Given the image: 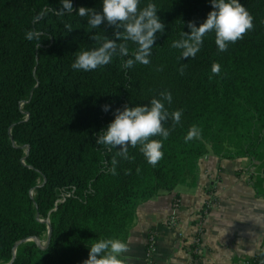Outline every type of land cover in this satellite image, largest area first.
I'll return each instance as SVG.
<instances>
[{
    "label": "trees",
    "instance_id": "trees-1",
    "mask_svg": "<svg viewBox=\"0 0 264 264\" xmlns=\"http://www.w3.org/2000/svg\"><path fill=\"white\" fill-rule=\"evenodd\" d=\"M71 2L73 12L61 16V0H0V264H83L100 239L127 242L140 203L195 187L208 152L253 161L264 148V0H239L254 28L227 51L208 33L188 59L172 44L190 34L189 22L199 27L206 20L211 0H140L141 9L155 4L165 25L150 63L124 69L122 59L138 47L128 41V57L93 71L72 64L78 52L100 46L92 35L114 39L115 28L105 21L92 29L78 15L80 7L102 12V0ZM30 30L39 40L26 39ZM163 91L172 95L168 112L182 110V117L165 123L167 140L153 137L164 153L155 166L139 145L124 159L119 146L95 143L117 109L149 105ZM193 125L201 135L185 142ZM42 237L43 245L22 241ZM247 261L264 264V250Z\"/></svg>",
    "mask_w": 264,
    "mask_h": 264
},
{
    "label": "clouds",
    "instance_id": "clouds-1",
    "mask_svg": "<svg viewBox=\"0 0 264 264\" xmlns=\"http://www.w3.org/2000/svg\"><path fill=\"white\" fill-rule=\"evenodd\" d=\"M140 0H102V12L93 8L80 7L78 15L88 17L87 23L92 29L100 27L105 21L108 26L115 28L114 39L107 36L92 35L90 38L100 44L91 50L80 51L77 54L72 68L75 70L93 71L99 67L108 65L115 56L121 58L129 56L128 41L138 45L136 51L126 60L122 59L123 68L131 69L134 64L148 65L152 48L156 40V33L163 34L165 25L157 16V6L149 3L141 9ZM62 7L56 11L63 16L73 12L71 0H61ZM214 10L210 11L206 20L197 27L194 22L188 23L190 34L182 32L181 39L173 42L172 47L181 50V58H194L200 51L204 37L208 33L215 34V44L219 51H227L229 44L241 40L248 31L254 28L253 17L239 0H211ZM67 32L73 27L66 24ZM39 32L28 31L26 39L39 40ZM117 41H123L117 43ZM40 44V43H39ZM38 44V47H39ZM162 70V69H160ZM221 66L213 63L211 71L219 75ZM181 75L184 67L179 69ZM159 99L153 98L149 105H137L123 110L117 109L114 120L98 134L95 143L109 148L119 146V156L129 159V147L140 146V151L147 162L155 166L164 156L162 151L163 142L170 135V129L165 123L171 119L173 124H179L182 110L169 113L165 102H172V95L168 91L159 94ZM104 111L109 110L108 105L103 106ZM200 129L193 125L188 131L185 142L199 138ZM162 137V140L153 137ZM117 160L112 159L113 167L110 171L115 174ZM129 251L128 244L120 239H100L92 244L89 257L83 264H126L123 255Z\"/></svg>",
    "mask_w": 264,
    "mask_h": 264
},
{
    "label": "crops",
    "instance_id": "crops-1",
    "mask_svg": "<svg viewBox=\"0 0 264 264\" xmlns=\"http://www.w3.org/2000/svg\"><path fill=\"white\" fill-rule=\"evenodd\" d=\"M214 202L203 219L197 264H237L264 250V148L251 161L208 152L198 162L195 187L177 186L140 203L130 228L127 264H146L147 236H155L151 264H191L189 240L205 200ZM174 215L186 239L167 219Z\"/></svg>",
    "mask_w": 264,
    "mask_h": 264
},
{
    "label": "built area",
    "instance_id": "built-area-1",
    "mask_svg": "<svg viewBox=\"0 0 264 264\" xmlns=\"http://www.w3.org/2000/svg\"><path fill=\"white\" fill-rule=\"evenodd\" d=\"M214 200L212 197L209 199L205 200L200 212L197 214V221H196V227L197 230L194 235L189 240V251L192 257V262L191 264H197V259L198 256L200 255V249L202 246V240H201V233H202V224H203V219L205 215L207 214L208 210L212 206ZM167 223L171 228H176L177 229V234L179 238L181 239H186L185 233L178 228V221L174 215H171L167 219ZM155 251V236L152 233H149L147 236V243H146V252H147V263L146 264H151L152 262V254ZM248 261L247 259H241L237 262V264H247Z\"/></svg>",
    "mask_w": 264,
    "mask_h": 264
},
{
    "label": "water",
    "instance_id": "water-1",
    "mask_svg": "<svg viewBox=\"0 0 264 264\" xmlns=\"http://www.w3.org/2000/svg\"><path fill=\"white\" fill-rule=\"evenodd\" d=\"M47 228H48V234H50V231H51V227L49 225V223H47ZM26 240H33V241H36L38 243V239L36 238H30V239H24L22 241H26ZM11 262V261H10ZM10 262L6 263V264H9Z\"/></svg>",
    "mask_w": 264,
    "mask_h": 264
},
{
    "label": "rangeland",
    "instance_id": "rangeland-1",
    "mask_svg": "<svg viewBox=\"0 0 264 264\" xmlns=\"http://www.w3.org/2000/svg\"><path fill=\"white\" fill-rule=\"evenodd\" d=\"M44 237H42V239L41 240H38V242L41 244V245H43L44 244Z\"/></svg>",
    "mask_w": 264,
    "mask_h": 264
}]
</instances>
